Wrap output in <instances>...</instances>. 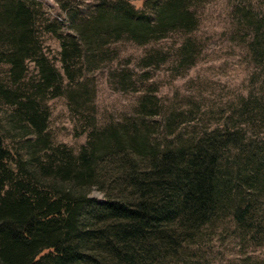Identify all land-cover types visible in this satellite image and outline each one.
<instances>
[{
  "label": "rangeland",
  "instance_id": "rangeland-1",
  "mask_svg": "<svg viewBox=\"0 0 264 264\" xmlns=\"http://www.w3.org/2000/svg\"><path fill=\"white\" fill-rule=\"evenodd\" d=\"M17 3L33 11L38 53L15 79L0 44L6 147L37 171L85 154L91 177L72 189L98 202L132 196L130 167L151 176L165 152L182 164L210 153L214 211L179 216L130 264H264V0H0V12Z\"/></svg>",
  "mask_w": 264,
  "mask_h": 264
},
{
  "label": "trees",
  "instance_id": "trees-1",
  "mask_svg": "<svg viewBox=\"0 0 264 264\" xmlns=\"http://www.w3.org/2000/svg\"><path fill=\"white\" fill-rule=\"evenodd\" d=\"M34 27L33 11L24 4L0 12V44H9L6 60L15 79L23 73L25 56L38 53ZM37 63L50 85L58 73L43 59ZM178 155L165 152L160 162L153 159L151 176L126 169L132 196L98 202L72 189V182L91 177L85 154L77 169L66 161L37 171L12 153L0 134V264H130V249L137 251L151 237L172 238L171 224L179 216L180 222L205 221L221 194L214 156L200 150L182 164ZM104 249L114 254L109 262Z\"/></svg>",
  "mask_w": 264,
  "mask_h": 264
}]
</instances>
